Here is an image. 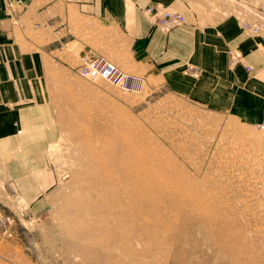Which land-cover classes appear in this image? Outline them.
<instances>
[{
    "label": "rangeland",
    "instance_id": "1",
    "mask_svg": "<svg viewBox=\"0 0 264 264\" xmlns=\"http://www.w3.org/2000/svg\"><path fill=\"white\" fill-rule=\"evenodd\" d=\"M191 1L219 15L264 5ZM107 58L123 79L36 72L29 134L0 150V264H264V123L172 92L127 54ZM83 164L142 183L126 237L75 187Z\"/></svg>",
    "mask_w": 264,
    "mask_h": 264
},
{
    "label": "crops",
    "instance_id": "2",
    "mask_svg": "<svg viewBox=\"0 0 264 264\" xmlns=\"http://www.w3.org/2000/svg\"><path fill=\"white\" fill-rule=\"evenodd\" d=\"M167 7L183 24L161 23ZM251 7L219 15L191 0H0V150L29 134L36 72L79 69L84 54H127L172 92L264 123V5Z\"/></svg>",
    "mask_w": 264,
    "mask_h": 264
},
{
    "label": "bare ground",
    "instance_id": "3",
    "mask_svg": "<svg viewBox=\"0 0 264 264\" xmlns=\"http://www.w3.org/2000/svg\"><path fill=\"white\" fill-rule=\"evenodd\" d=\"M119 147L122 150V147ZM120 149L118 147L113 148L115 152L114 154L117 155L116 153H118ZM92 161V163L98 164L99 166H107V163L103 162V157L101 156L94 158ZM86 165L83 164L85 167L81 171H73V175L78 176L74 182L76 184L75 187L81 191H86V203L87 205H91L94 211L100 215H103L104 213L110 215V219L112 220L110 224L114 227L115 232H118V228L130 223L131 215L129 213V209L135 208L136 214L141 211L140 207L143 202L141 199L145 197L144 191L142 189V183L139 181L134 186H129L131 183L129 176H119L115 178L112 173L109 174V172L101 168H97L96 170L92 171L91 176H89L88 167H86ZM116 169L117 165H113V172ZM137 179L139 178L137 177ZM99 182H102L103 185H100ZM94 193L97 198L96 200H94ZM91 194H93L94 197ZM134 203L135 205H133ZM69 204L77 207L82 206V204L79 203ZM93 204H96L97 206H93ZM127 217L129 218L127 219ZM126 232V230L122 229L117 233L119 235L116 236L124 238L126 237ZM137 238H139V236Z\"/></svg>",
    "mask_w": 264,
    "mask_h": 264
},
{
    "label": "built area",
    "instance_id": "4",
    "mask_svg": "<svg viewBox=\"0 0 264 264\" xmlns=\"http://www.w3.org/2000/svg\"><path fill=\"white\" fill-rule=\"evenodd\" d=\"M160 21L166 28L172 29L183 23L185 16L176 10H168L163 13ZM78 73L82 76L100 75L112 81L121 80L125 77L120 68L106 57L91 59L79 67Z\"/></svg>",
    "mask_w": 264,
    "mask_h": 264
}]
</instances>
